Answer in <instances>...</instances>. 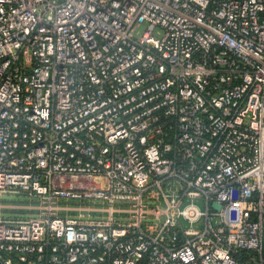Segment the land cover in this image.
<instances>
[{
    "label": "built area",
    "instance_id": "1",
    "mask_svg": "<svg viewBox=\"0 0 264 264\" xmlns=\"http://www.w3.org/2000/svg\"><path fill=\"white\" fill-rule=\"evenodd\" d=\"M0 264H264V0H0Z\"/></svg>",
    "mask_w": 264,
    "mask_h": 264
},
{
    "label": "rangeland",
    "instance_id": "2",
    "mask_svg": "<svg viewBox=\"0 0 264 264\" xmlns=\"http://www.w3.org/2000/svg\"><path fill=\"white\" fill-rule=\"evenodd\" d=\"M14 204H21V203L16 202V203H14ZM23 204H26V203H23Z\"/></svg>",
    "mask_w": 264,
    "mask_h": 264
}]
</instances>
